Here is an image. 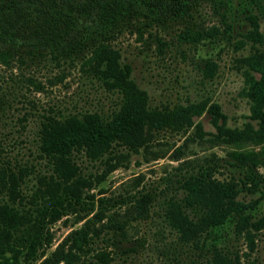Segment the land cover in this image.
<instances>
[{"label":"trees","instance_id":"16d2710c","mask_svg":"<svg viewBox=\"0 0 264 264\" xmlns=\"http://www.w3.org/2000/svg\"><path fill=\"white\" fill-rule=\"evenodd\" d=\"M207 17L217 23L206 25ZM237 19L247 27L234 33L239 36L234 47L250 42L254 48L239 57L247 66L243 90L249 103L248 119L240 126L227 125L219 104L207 99L151 104L112 43L126 31L145 34L143 39L159 48L172 34L193 47L221 38L229 42ZM261 23L264 28V0H0L1 64L78 63L118 97L108 113L42 115L38 155L51 165L48 173L35 174L30 192L22 191L28 166L1 159L0 264H134L133 254L150 241L164 264H244L264 229V174L258 170L264 166V49L255 46L264 47ZM215 66L206 57L200 70L211 77ZM203 111L212 131L194 123L193 116ZM192 124L194 136L232 147L223 155L192 157L174 146L170 155L177 163L161 177V187H142L124 197L118 201L125 206L121 211L111 209L114 198L91 191L104 192L100 183L128 151L145 146L147 130L186 132ZM77 152L103 162L102 170L83 175L73 157ZM69 213L78 225L46 251L50 224ZM153 213L160 220L150 233L128 230L155 221Z\"/></svg>","mask_w":264,"mask_h":264},{"label":"rangeland","instance_id":"374dc122","mask_svg":"<svg viewBox=\"0 0 264 264\" xmlns=\"http://www.w3.org/2000/svg\"><path fill=\"white\" fill-rule=\"evenodd\" d=\"M208 12V8L205 7ZM206 25L217 23L208 19ZM247 23L235 20L232 38L228 42L223 38L213 43L198 44L195 47L180 41L175 34L165 37V44L156 47L155 41L143 39L128 31L121 33L113 40V45L120 52L121 62L130 65V76L137 85L147 92L151 104L186 103L199 99L215 101L225 114L226 124L240 126L246 121L249 103L244 94L243 70L247 66L239 59L254 48L250 42L235 48L233 41L239 37L234 34L243 30ZM260 30H264L263 24ZM260 49L263 46L258 45ZM206 57L215 61L216 66L211 77L202 74L200 68ZM117 95L106 89L94 77H90L79 68L61 65L37 63L26 65H3L0 63V161L3 158L28 166L22 191L28 193L34 187L36 173H48L50 163L39 157L37 149V128L43 114L97 110L108 113L117 106ZM194 123L200 122L205 131H212L208 113L203 111L193 116ZM192 124L186 130L150 129L146 132L145 146L137 151H128L126 159L112 169L100 183L104 192L97 187L91 189L96 196H108L117 202L111 209L125 208L119 200L136 193L142 187H161V177L173 171L177 163L170 155V150L180 145L184 155L199 157L213 151L223 155L231 144L224 142L212 144L204 138L194 136ZM191 133V134H190ZM187 135L194 136L186 139ZM207 136V134L203 135ZM115 151H126L123 146H115ZM157 152L161 156L155 157ZM161 152V153H160ZM74 160L80 166L83 175L102 170L103 162L90 160L82 153H75ZM155 157V158H154ZM258 170L264 174V166ZM157 211L158 205L152 207ZM72 213L62 215L50 224L52 230L50 250L65 233L78 225L73 223ZM155 221H141L136 227H128L132 234L138 235L142 230L149 233L159 224L160 217L153 213ZM147 225V226H146ZM150 241L143 249L134 253L131 259L134 264H164L163 257L152 247ZM243 248V247H241ZM253 259L254 264H264V229L255 239V248L250 255L244 256V264ZM119 261V259H118ZM79 264H91L87 260Z\"/></svg>","mask_w":264,"mask_h":264}]
</instances>
